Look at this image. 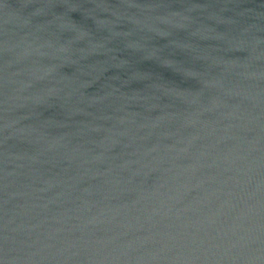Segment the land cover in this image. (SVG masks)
Here are the masks:
<instances>
[{
    "label": "water",
    "instance_id": "1",
    "mask_svg": "<svg viewBox=\"0 0 264 264\" xmlns=\"http://www.w3.org/2000/svg\"><path fill=\"white\" fill-rule=\"evenodd\" d=\"M0 264H264V0H0Z\"/></svg>",
    "mask_w": 264,
    "mask_h": 264
}]
</instances>
